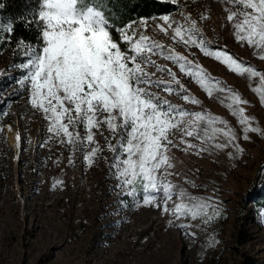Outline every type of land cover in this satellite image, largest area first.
<instances>
[{"label": "rangeland", "instance_id": "1", "mask_svg": "<svg viewBox=\"0 0 264 264\" xmlns=\"http://www.w3.org/2000/svg\"><path fill=\"white\" fill-rule=\"evenodd\" d=\"M176 5L171 17L183 21L181 13L190 14L213 48L226 49L264 72V61L235 41L226 21L225 8L230 5L224 0H178ZM202 15L208 19L201 21ZM156 18L149 20L147 34L173 46L170 34L157 28L163 22ZM174 47L248 101L242 105L247 116L254 127L264 130V105L253 91L260 87L258 78L240 77L197 49ZM22 59V51L0 54V264H264V208L257 210L248 203L256 186L264 192V135L249 133L244 140L242 127L217 95L209 98L170 62L153 57L173 67L200 104L152 90L175 105L227 120L243 149L237 153L229 147L200 155L171 150L172 183L215 200L222 213L210 226L192 222L189 231L196 234L192 238L169 224L171 216L120 192L110 169L113 154L106 149L89 166L81 151L72 155L54 140L44 146L47 123L14 82ZM96 139L104 149V137L97 134Z\"/></svg>", "mask_w": 264, "mask_h": 264}, {"label": "snow or ice", "instance_id": "2", "mask_svg": "<svg viewBox=\"0 0 264 264\" xmlns=\"http://www.w3.org/2000/svg\"><path fill=\"white\" fill-rule=\"evenodd\" d=\"M170 2L178 4V0ZM224 2L230 5L225 8L226 21L235 41L264 61V0ZM36 9L27 22L36 26L38 38L35 42L16 41V51L23 52V59L16 66L20 75L14 82L28 95L29 106L47 123L44 146L54 140L68 147L72 155L81 151L89 166L106 149L113 154L110 169L120 192L171 216L169 224L192 238L196 235L189 231L192 222L199 220L210 226L220 219L218 202L172 183L171 150L200 155L231 147L242 153L235 129L225 119L175 105L152 89L199 105L200 101L173 71L175 67L209 98L217 95L242 127L243 139L248 140L249 133L264 135V130L253 126L242 106L248 101L174 46L189 52L197 49L240 77L258 78L260 87L253 91L262 105L264 72L226 49L213 48L197 20L183 12V21L168 14L158 18L163 23L157 28L166 36L170 34L173 42V46L166 47L147 34L149 20L155 21L156 17L116 27L102 0H37ZM200 19L206 21L208 17L202 15ZM13 32L14 20L0 21L3 42L7 43ZM153 57L173 67L157 63ZM156 73L161 75L157 77ZM97 134L104 137V149ZM16 139L20 140L19 134ZM215 242L213 237V246Z\"/></svg>", "mask_w": 264, "mask_h": 264}, {"label": "trees", "instance_id": "3", "mask_svg": "<svg viewBox=\"0 0 264 264\" xmlns=\"http://www.w3.org/2000/svg\"><path fill=\"white\" fill-rule=\"evenodd\" d=\"M110 15L111 21L116 27H122L130 21H138L140 18H151L165 14H172L178 10L177 5L161 0H102ZM0 21L14 20V32L7 43L0 39V54L16 53V41L23 39L29 42L37 40V28L29 24L28 18L35 12L37 0H0ZM248 203L257 210L264 208V192L255 187L250 193Z\"/></svg>", "mask_w": 264, "mask_h": 264}]
</instances>
